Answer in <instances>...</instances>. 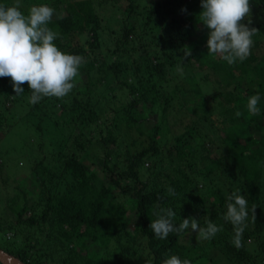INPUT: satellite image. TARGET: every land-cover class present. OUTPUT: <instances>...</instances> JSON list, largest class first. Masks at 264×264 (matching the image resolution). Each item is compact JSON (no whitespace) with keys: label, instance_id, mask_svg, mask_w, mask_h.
<instances>
[{"label":"trees","instance_id":"obj_1","mask_svg":"<svg viewBox=\"0 0 264 264\" xmlns=\"http://www.w3.org/2000/svg\"><path fill=\"white\" fill-rule=\"evenodd\" d=\"M188 1L20 0L25 14L33 4H48L61 13L49 23L58 33L55 43L79 55L87 53L88 44L98 68L90 63L89 70L79 69L69 94L44 97L36 104L29 102L28 82L16 95L11 77L3 81L0 99L6 95L4 101L22 104L28 98L29 111L19 119L37 123L41 137L36 150L43 156L31 157V189L18 184L0 215L2 249L24 264H163L172 254L191 264H264V0H250V11L257 10L258 16L249 12L242 22L256 29L251 52L231 65L208 54L192 23L174 14L179 8L187 12ZM0 3L11 6L14 0ZM151 28L163 32L142 42ZM140 50V56H134ZM196 62L204 73L197 71ZM140 71L149 75L148 89L140 99L123 96L119 106L110 109L106 89L102 94L99 88L107 83L113 87L111 79L123 76L119 89L133 96L142 90L135 83ZM129 76L133 83L124 80ZM176 77L183 95L193 94L190 108L206 126L201 134L196 120L182 134L172 131L166 115L151 120L160 85ZM257 92L261 110L249 114L242 106ZM112 95L114 103L120 100L115 90ZM58 104L62 109L56 111ZM168 105L160 109L167 113ZM99 119L109 130L93 136L92 126ZM50 126L58 128L62 138L59 131L54 140L45 137ZM32 133L38 136L34 129ZM218 133L224 151L206 145L215 142L212 135ZM92 148L98 158L87 163L85 153ZM0 158L3 173V151ZM232 192L248 200L240 247L233 243V225L224 219ZM169 207L176 212V225L195 218L206 226L210 219L220 230L212 239H201L189 226L188 231L159 239L151 220ZM131 213L133 222L126 220Z\"/></svg>","mask_w":264,"mask_h":264},{"label":"clouds","instance_id":"obj_2","mask_svg":"<svg viewBox=\"0 0 264 264\" xmlns=\"http://www.w3.org/2000/svg\"><path fill=\"white\" fill-rule=\"evenodd\" d=\"M201 6L200 20L209 30L208 54L218 56L229 65L246 60L256 31L242 22L249 15L250 0H201ZM54 14L58 18L61 16L48 4H33L25 14L20 0H14L11 6L0 3V77H11L16 95L25 91L22 85L28 82L31 104L44 97L61 98L69 94L84 62L81 55L65 52L55 43L58 33L49 27ZM186 54L190 53L186 50ZM261 99L259 92L247 98L245 107L249 114L260 112ZM240 115L241 112L237 111L236 116ZM169 193L175 195L173 189H169ZM175 215L171 207L157 212L158 218L151 220L150 224L155 237L165 239L171 232L188 231L190 226L191 230L198 231L201 239H212L220 230V226L210 219L206 226L198 224L195 218H185L176 225ZM247 216L245 195L230 193L224 219L234 227L233 243L236 247L241 246ZM163 264H191V261L172 254Z\"/></svg>","mask_w":264,"mask_h":264},{"label":"rangeland","instance_id":"obj_3","mask_svg":"<svg viewBox=\"0 0 264 264\" xmlns=\"http://www.w3.org/2000/svg\"><path fill=\"white\" fill-rule=\"evenodd\" d=\"M121 1V0H120ZM188 0H182L183 3H186ZM9 4V3H8ZM188 10L187 12H182L183 8H179V10L175 11L176 16H180L183 18V20L189 24H191V28L193 30H196V34L201 36L202 41L201 45L203 47H207V38H208V29L204 26L202 21L200 20V14L203 11L202 6H201V0H189L188 1ZM21 6V4H20ZM250 13H254V16H258L257 10L250 11ZM173 15V14H171ZM171 15H169L171 17ZM187 15L189 17H192L191 20H187ZM163 32L162 28H151L150 32L148 35L145 36V38L142 40V42H147L150 40L151 36L153 34L155 35H160ZM137 35H134V43L136 45L139 43L138 40H136ZM195 38V37H194ZM197 38V37H196ZM193 40V39H192ZM196 41L190 42L195 43ZM85 47L87 49V53L85 55L81 54V56L84 58V62L80 66V69L85 70L86 66L87 69H90V66L94 63V67L98 68V64L95 63L94 61V55L92 54L91 49L89 48L88 44H85ZM261 49L264 51V40L260 43ZM144 50H140L138 53H135L134 56L139 57V53ZM99 52V51H98ZM133 56V57H134ZM214 58H219L218 56H214ZM94 61V62H93ZM86 64V65H85ZM138 64V63H137ZM197 69L198 72H205L206 69H203L201 71L200 65L196 62L194 65ZM84 68V69H83ZM95 72V71H94ZM86 73V71H85ZM145 72L140 71V79H138L135 83L138 84L142 90L137 92L136 94L132 96L127 90H120L119 88L122 87V82L123 81V76L121 77V80H116L115 78H112L111 84L113 85L110 86L108 83L105 84L103 87L99 88L97 92H99L101 89H106V92L104 95H106L105 99L108 97L110 100V104L107 103V106L111 109L114 106H119L121 100H124V97H126L130 100L132 97H136L137 99H140V97L144 94V92L148 89L149 85L151 84L150 81L147 80V77L149 76L148 74L145 75ZM99 74L97 71L93 75V77H98ZM203 76V74H201ZM8 77H0V92L2 88V83L5 81ZM202 80V77H200ZM214 77L211 78L213 80ZM110 80V79H109ZM124 80L128 81V83H133L134 80L129 76L128 78H125ZM140 80V81H139ZM178 83V78L176 77L170 82H167L163 85H160V91L159 94L157 95V99L155 102V109H156V114H151V120L158 119L160 120L166 115V119L168 123H170V126L172 128V131L175 134H182L185 132L186 127L191 125L193 121H197V129L200 131V134L205 131L206 126L204 127V123L200 120V116L197 113H194L190 105L191 104V99L193 98V94L190 93V95L187 97L183 95L182 91L177 87ZM202 83V87L206 90V84L204 82ZM81 84V82H79ZM109 88V90H108ZM102 90L100 93H102ZM115 90L117 96L119 97L120 100L112 99L113 95L112 91ZM117 90V91H116ZM96 92V93H97ZM125 92V94H124ZM208 92V91H207ZM103 94V93H102ZM208 97H210L209 92L207 93ZM6 96V95H5ZM4 95H1L0 99V152L3 151L4 157L6 160H4V170L3 173H0V215L5 213L3 211L4 207H7L9 205V200L8 197L13 196L16 192V186L18 184L23 185L24 187H29V183L33 180V163L31 162V159L34 157H42L43 154L39 152L37 149L38 143L40 139L38 140L37 137H41L37 130L36 124L34 122H30V120H20L19 117L22 116V114H26V112L29 111L30 104L28 103V98L25 99L24 103H9L7 101H4ZM103 95L99 94L98 98L103 101ZM107 99V100H108ZM106 102V101H105ZM167 113L163 112L160 108L162 107L161 105H167ZM112 105V106H111ZM243 108L245 106H242ZM58 108H61L59 104L56 107V111H58ZM246 109V107H245ZM244 109V110H245ZM261 110V108H260ZM61 111V110H60ZM105 117V116H103ZM103 119V118H101ZM100 120V119H99ZM98 120V121H99ZM261 122L264 124V117L261 119ZM153 123V122H152ZM150 122V124H152ZM194 123V122H193ZM106 122H103V120H100L98 124H93L92 127L96 129V131L92 134L93 136L96 135L98 130L103 131V133H106L109 128L106 125ZM149 126V125H148ZM205 128V129H204ZM32 129L37 132L38 136L30 134L32 132ZM48 130L44 133V136L54 140L55 134L59 131L57 128L54 130L53 126H50L47 128ZM89 129V128H88ZM55 132V133H54ZM65 133H68V129L65 131ZM206 133V132H204ZM31 136H30V135ZM60 138H62L63 134H60V131L58 132ZM49 135V136H48ZM26 136V138H25ZM216 140L215 142H208L206 145L209 147H214L220 151H224L225 145L222 143L220 139V133L218 134H213L212 135ZM202 137L206 138V135ZM201 137V138H202ZM203 139V138H202ZM204 140H209V139H204ZM196 141H193V144H195ZM94 146V144H93ZM223 152L219 153L221 155ZM9 155V156H8ZM2 157V156H1ZM9 157V158H8ZM32 157V158H31ZM98 158L97 153L94 151V149H90L88 152L85 153L84 161L87 163H91L94 158ZM3 158V157H2ZM8 158V159H7ZM3 161V160H2ZM1 162V158H0ZM151 164V162H150ZM149 166V165H147ZM101 174H104L101 172ZM26 176V181L22 183L23 177ZM30 188V187H29ZM31 189V188H30ZM134 214L131 213L128 218H126L127 221L130 220V222H133L134 220ZM191 236V235H190ZM189 236V237H190Z\"/></svg>","mask_w":264,"mask_h":264},{"label":"water","instance_id":"obj_4","mask_svg":"<svg viewBox=\"0 0 264 264\" xmlns=\"http://www.w3.org/2000/svg\"><path fill=\"white\" fill-rule=\"evenodd\" d=\"M0 261L3 264H24L17 256L0 247Z\"/></svg>","mask_w":264,"mask_h":264}]
</instances>
